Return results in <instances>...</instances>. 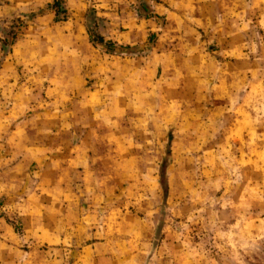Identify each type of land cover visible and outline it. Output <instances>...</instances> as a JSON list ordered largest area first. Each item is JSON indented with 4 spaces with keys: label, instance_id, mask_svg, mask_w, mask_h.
I'll return each mask as SVG.
<instances>
[{
    "label": "rangeland",
    "instance_id": "rangeland-1",
    "mask_svg": "<svg viewBox=\"0 0 264 264\" xmlns=\"http://www.w3.org/2000/svg\"><path fill=\"white\" fill-rule=\"evenodd\" d=\"M52 1L0 0V264H264V0Z\"/></svg>",
    "mask_w": 264,
    "mask_h": 264
},
{
    "label": "trees",
    "instance_id": "trees-1",
    "mask_svg": "<svg viewBox=\"0 0 264 264\" xmlns=\"http://www.w3.org/2000/svg\"><path fill=\"white\" fill-rule=\"evenodd\" d=\"M48 8L54 11L55 18L57 21L60 20L59 15L65 13V9L62 5V0H53L51 3L48 4ZM94 25V22H93ZM89 29V30H88ZM87 31L89 36V42L93 46H100L103 48V50L107 53H113L115 51V48H128L127 46H120L115 41H112L110 39H106L102 33H96V31H92V29L89 28V25H87ZM4 49V46H2Z\"/></svg>",
    "mask_w": 264,
    "mask_h": 264
},
{
    "label": "crops",
    "instance_id": "crops-1",
    "mask_svg": "<svg viewBox=\"0 0 264 264\" xmlns=\"http://www.w3.org/2000/svg\"><path fill=\"white\" fill-rule=\"evenodd\" d=\"M113 1L118 2V4L121 5V6H122V4H123V1H122V0H113ZM127 13H128V12H127ZM101 14H104V12H102ZM129 14L132 16V13L129 12L127 15H129ZM103 16H104V15H103ZM113 17H115V16H113ZM132 18H133V17H132ZM133 19H134V18H133ZM111 23H112V21H111ZM112 24H113V23H112ZM114 31H115V30H112V31H111V34H110V37H109V38H113V40H115L114 37H113V35H112V33H113ZM121 33H124V32L121 31Z\"/></svg>",
    "mask_w": 264,
    "mask_h": 264
}]
</instances>
